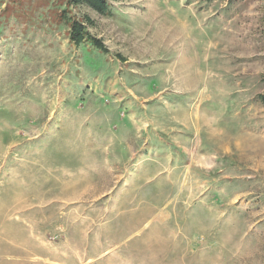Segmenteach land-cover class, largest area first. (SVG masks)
<instances>
[{
	"label": "rangeland",
	"instance_id": "obj_1",
	"mask_svg": "<svg viewBox=\"0 0 264 264\" xmlns=\"http://www.w3.org/2000/svg\"><path fill=\"white\" fill-rule=\"evenodd\" d=\"M105 7L0 0V264H264V0Z\"/></svg>",
	"mask_w": 264,
	"mask_h": 264
},
{
	"label": "trees",
	"instance_id": "obj_2",
	"mask_svg": "<svg viewBox=\"0 0 264 264\" xmlns=\"http://www.w3.org/2000/svg\"><path fill=\"white\" fill-rule=\"evenodd\" d=\"M85 1H89V3L96 9H98L99 11H105L106 7H105V2L107 0H85ZM103 13V12H102ZM77 25V28L72 29V34H71V41H73L75 44H80L85 40H90L89 38H87L85 35H83L80 32V27L78 26V24H72V28H74ZM94 46V45H93ZM96 46V45H95ZM100 50V49H98ZM258 101L264 106V93L258 95L257 97Z\"/></svg>",
	"mask_w": 264,
	"mask_h": 264
}]
</instances>
